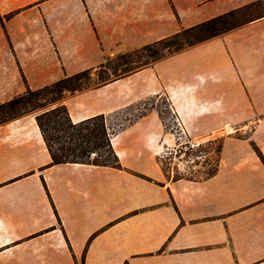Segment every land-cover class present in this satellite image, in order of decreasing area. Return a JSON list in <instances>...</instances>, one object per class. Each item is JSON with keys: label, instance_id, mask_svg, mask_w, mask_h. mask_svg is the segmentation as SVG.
<instances>
[{"label": "crops", "instance_id": "0c3cea01", "mask_svg": "<svg viewBox=\"0 0 264 264\" xmlns=\"http://www.w3.org/2000/svg\"><path fill=\"white\" fill-rule=\"evenodd\" d=\"M251 1L0 0V103ZM158 95L220 135L208 175L162 168L155 107L113 128ZM61 103L104 116L120 167L50 164L36 113L0 124V264H264V16Z\"/></svg>", "mask_w": 264, "mask_h": 264}, {"label": "trees", "instance_id": "16d2710c", "mask_svg": "<svg viewBox=\"0 0 264 264\" xmlns=\"http://www.w3.org/2000/svg\"><path fill=\"white\" fill-rule=\"evenodd\" d=\"M263 16L264 0H254L189 27H182L140 48L119 53L113 64L111 59L104 57L96 68L64 73L61 78L37 89L25 86L22 93L0 103V124L36 113L35 120L50 154V164L85 163L118 168L120 163L110 141L113 131L107 129L104 116L98 114L73 122L66 106L61 103L62 99L67 94L95 88L126 76ZM130 63L136 65L129 66ZM91 79L94 81L90 84ZM254 148L264 163V157Z\"/></svg>", "mask_w": 264, "mask_h": 264}, {"label": "built area", "instance_id": "2783aa9c", "mask_svg": "<svg viewBox=\"0 0 264 264\" xmlns=\"http://www.w3.org/2000/svg\"><path fill=\"white\" fill-rule=\"evenodd\" d=\"M171 141L164 142L158 152L162 168L172 176L200 178L208 175L217 165L219 148L213 143L216 136L195 138L190 136L175 117L167 130Z\"/></svg>", "mask_w": 264, "mask_h": 264}, {"label": "rangeland", "instance_id": "374dc122", "mask_svg": "<svg viewBox=\"0 0 264 264\" xmlns=\"http://www.w3.org/2000/svg\"><path fill=\"white\" fill-rule=\"evenodd\" d=\"M108 58L111 59L112 64L117 61V55H112V56H109ZM143 60L144 59H141V61H143ZM135 65H136L135 63H130L129 66H135ZM117 72H119V70ZM93 77L94 76L92 74V78ZM93 81L94 80L91 79L89 81V83L91 84ZM151 107H155L160 111V114L162 116L166 130L170 129L174 125L175 115L172 112V110L170 109L167 99L165 98L164 95H158V96H153L147 100H144V101L136 104V106H134L132 109L126 111V112L130 113V115H127L125 113V111L115 113L112 117L113 128L116 129L117 125L124 123L128 119H133L138 114L144 113L146 111L145 109H148ZM222 131L225 132L224 129H222ZM211 135H213V134H211ZM213 136H216V139L214 140L213 143L215 144L216 148L218 149L220 146V135H213ZM205 138H208V137H205Z\"/></svg>", "mask_w": 264, "mask_h": 264}, {"label": "bare ground", "instance_id": "6f19581e", "mask_svg": "<svg viewBox=\"0 0 264 264\" xmlns=\"http://www.w3.org/2000/svg\"><path fill=\"white\" fill-rule=\"evenodd\" d=\"M226 130H229V127L228 126L226 127Z\"/></svg>", "mask_w": 264, "mask_h": 264}]
</instances>
